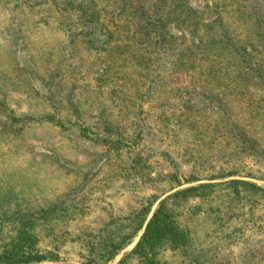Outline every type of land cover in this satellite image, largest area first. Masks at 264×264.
<instances>
[{
    "label": "rangeland",
    "instance_id": "obj_1",
    "mask_svg": "<svg viewBox=\"0 0 264 264\" xmlns=\"http://www.w3.org/2000/svg\"><path fill=\"white\" fill-rule=\"evenodd\" d=\"M231 180L264 188V0H0V253L29 220L28 264H143L165 200L156 264H264Z\"/></svg>",
    "mask_w": 264,
    "mask_h": 264
},
{
    "label": "trees",
    "instance_id": "obj_2",
    "mask_svg": "<svg viewBox=\"0 0 264 264\" xmlns=\"http://www.w3.org/2000/svg\"><path fill=\"white\" fill-rule=\"evenodd\" d=\"M140 15L143 16V12H140ZM225 185L231 187L233 193L236 195H238L240 191H249L253 195L264 198V188L254 183L231 180L226 182ZM211 187V184L189 187L172 194L169 198L175 199L177 197H185L188 194L191 195L199 190L210 189ZM165 202V200L160 202L151 215L152 203L144 207L139 213L140 221L134 230L136 233L142 230V233L132 249L131 255L138 257L143 264H156L154 257L155 251L165 242L169 243L172 248H178L187 243L185 233L176 226ZM27 221L17 226V235L13 243L9 248L3 249L0 253L1 264H28L32 262H41L47 259L46 255L39 254V252L33 248L35 236L32 226L34 224H32L33 221ZM112 247L115 250L117 249V246ZM115 250H112V253H114Z\"/></svg>",
    "mask_w": 264,
    "mask_h": 264
}]
</instances>
